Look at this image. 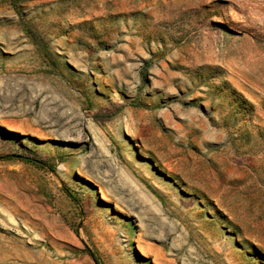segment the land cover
Instances as JSON below:
<instances>
[{"label": "rangeland", "instance_id": "rangeland-1", "mask_svg": "<svg viewBox=\"0 0 264 264\" xmlns=\"http://www.w3.org/2000/svg\"><path fill=\"white\" fill-rule=\"evenodd\" d=\"M90 250L264 264V0H0V264Z\"/></svg>", "mask_w": 264, "mask_h": 264}, {"label": "trees", "instance_id": "trees-1", "mask_svg": "<svg viewBox=\"0 0 264 264\" xmlns=\"http://www.w3.org/2000/svg\"><path fill=\"white\" fill-rule=\"evenodd\" d=\"M21 158H24V159H26V160H30V161H33V162H41L40 160H38V159H36V158H34V157H30V156H25V155H19ZM90 253H91V255L94 257V259L96 260V262L98 263V264H101L100 263V259H99V257H98V255H97V253L95 252V251H93V250H90Z\"/></svg>", "mask_w": 264, "mask_h": 264}]
</instances>
